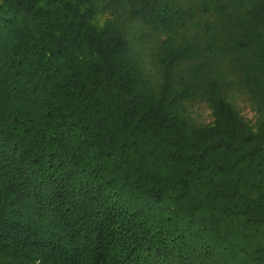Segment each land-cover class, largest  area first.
I'll list each match as a JSON object with an SVG mask.
<instances>
[{"label": "trees", "instance_id": "1", "mask_svg": "<svg viewBox=\"0 0 264 264\" xmlns=\"http://www.w3.org/2000/svg\"><path fill=\"white\" fill-rule=\"evenodd\" d=\"M0 264H264V0H0Z\"/></svg>", "mask_w": 264, "mask_h": 264}]
</instances>
